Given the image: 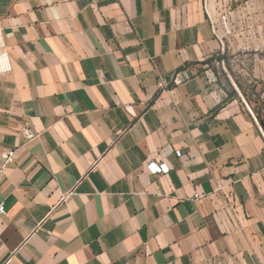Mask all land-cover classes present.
<instances>
[{
  "label": "crops",
  "instance_id": "crops-1",
  "mask_svg": "<svg viewBox=\"0 0 264 264\" xmlns=\"http://www.w3.org/2000/svg\"><path fill=\"white\" fill-rule=\"evenodd\" d=\"M0 20V264H264V125L219 77L206 0Z\"/></svg>",
  "mask_w": 264,
  "mask_h": 264
},
{
  "label": "rangeland",
  "instance_id": "rangeland-1",
  "mask_svg": "<svg viewBox=\"0 0 264 264\" xmlns=\"http://www.w3.org/2000/svg\"><path fill=\"white\" fill-rule=\"evenodd\" d=\"M206 6L225 41L216 56L219 77L264 125V0H206Z\"/></svg>",
  "mask_w": 264,
  "mask_h": 264
},
{
  "label": "built area",
  "instance_id": "built-area-1",
  "mask_svg": "<svg viewBox=\"0 0 264 264\" xmlns=\"http://www.w3.org/2000/svg\"><path fill=\"white\" fill-rule=\"evenodd\" d=\"M1 30H2V22L0 20V31ZM6 58H7V53L6 52H2L0 54V65L1 66L6 62ZM262 132H263V135H264V128L262 129ZM22 134L24 135L25 138L30 139V140L39 136L37 133H35L28 126H24L23 127ZM176 154L181 156L182 151L181 150H177ZM1 156L4 158L5 163L14 162L16 160V157H17V149H15V148L4 149L1 152ZM147 168L152 173H167L170 170V167L166 163H159V162H156V161H149L147 163ZM4 209H5L4 205L0 204V213H4Z\"/></svg>",
  "mask_w": 264,
  "mask_h": 264
}]
</instances>
